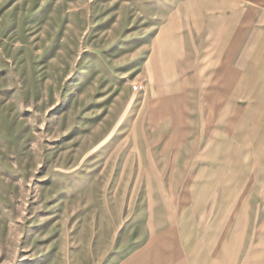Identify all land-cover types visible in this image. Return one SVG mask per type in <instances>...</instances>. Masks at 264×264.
Instances as JSON below:
<instances>
[{"label":"rangeland","instance_id":"374dc122","mask_svg":"<svg viewBox=\"0 0 264 264\" xmlns=\"http://www.w3.org/2000/svg\"><path fill=\"white\" fill-rule=\"evenodd\" d=\"M189 5L0 0V264H264V79Z\"/></svg>","mask_w":264,"mask_h":264},{"label":"crops","instance_id":"0c3cea01","mask_svg":"<svg viewBox=\"0 0 264 264\" xmlns=\"http://www.w3.org/2000/svg\"><path fill=\"white\" fill-rule=\"evenodd\" d=\"M194 1L181 0L185 5L190 4L193 32H206L194 45H206L211 55L214 49L213 55L217 56L214 58L215 66L211 69L214 80L217 82V79L224 78L226 73L233 72L236 75L233 86L243 78L264 79V0H224L223 7H216L214 0H208L206 5L196 7ZM167 25L163 22L161 30ZM168 45L181 46V42L175 37L165 38L160 43L162 47ZM173 58L177 60L176 57ZM167 60L169 58H166Z\"/></svg>","mask_w":264,"mask_h":264},{"label":"built area","instance_id":"2783aa9c","mask_svg":"<svg viewBox=\"0 0 264 264\" xmlns=\"http://www.w3.org/2000/svg\"><path fill=\"white\" fill-rule=\"evenodd\" d=\"M134 87H137V84H135V86Z\"/></svg>","mask_w":264,"mask_h":264}]
</instances>
